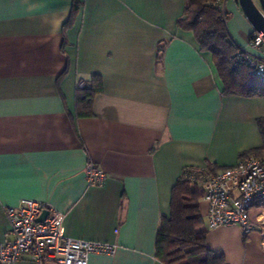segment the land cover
Listing matches in <instances>:
<instances>
[{
  "label": "crops",
  "instance_id": "obj_1",
  "mask_svg": "<svg viewBox=\"0 0 264 264\" xmlns=\"http://www.w3.org/2000/svg\"><path fill=\"white\" fill-rule=\"evenodd\" d=\"M186 5L0 0V242L13 237L6 208L27 198L63 212L66 236L116 246L89 264H163L157 232L184 169L231 167L263 146L264 97L224 94L212 53L178 26ZM220 6L240 52L264 63L240 5ZM95 75L103 90L78 116V86ZM89 163L104 184L90 183ZM199 206L210 250L226 264H264L261 230L209 229L208 202Z\"/></svg>",
  "mask_w": 264,
  "mask_h": 264
},
{
  "label": "built area",
  "instance_id": "obj_2",
  "mask_svg": "<svg viewBox=\"0 0 264 264\" xmlns=\"http://www.w3.org/2000/svg\"><path fill=\"white\" fill-rule=\"evenodd\" d=\"M250 43L263 49V33L254 31ZM247 58L251 72L264 78V63ZM86 174L92 184L102 185L107 179L93 163L87 165ZM203 187L209 229L239 226L246 235L255 230L264 235V156L242 158L231 167L208 173ZM253 208L259 209L256 221L251 219ZM45 211L48 214L38 221ZM6 213L13 237L0 242V264H17L26 255L40 264H89L92 253L115 252L113 244L66 236L65 214L49 202L24 198L6 208Z\"/></svg>",
  "mask_w": 264,
  "mask_h": 264
},
{
  "label": "trees",
  "instance_id": "obj_3",
  "mask_svg": "<svg viewBox=\"0 0 264 264\" xmlns=\"http://www.w3.org/2000/svg\"><path fill=\"white\" fill-rule=\"evenodd\" d=\"M220 1L187 0L185 14L178 20V26L193 31L201 48L212 53L224 94L264 97V78L251 72L247 55L240 52L229 32L227 13ZM102 90L100 76L80 82L76 93L78 116L91 115L94 97ZM263 124L264 119H261L264 137ZM260 150H264V144L241 157L246 158ZM216 170L212 163H208L206 169L187 167L173 186L171 211L162 217L156 237V256L163 264H226L223 253L214 252L206 245L207 232L199 206L204 178Z\"/></svg>",
  "mask_w": 264,
  "mask_h": 264
},
{
  "label": "water",
  "instance_id": "obj_4",
  "mask_svg": "<svg viewBox=\"0 0 264 264\" xmlns=\"http://www.w3.org/2000/svg\"><path fill=\"white\" fill-rule=\"evenodd\" d=\"M239 5L248 21L253 26L256 32L263 33L264 35V0H235ZM48 214L45 211L43 215L38 219L42 221L43 218Z\"/></svg>",
  "mask_w": 264,
  "mask_h": 264
},
{
  "label": "rangeland",
  "instance_id": "obj_5",
  "mask_svg": "<svg viewBox=\"0 0 264 264\" xmlns=\"http://www.w3.org/2000/svg\"><path fill=\"white\" fill-rule=\"evenodd\" d=\"M257 3H258V0H255ZM259 4V3H258ZM255 210H253V212H254ZM252 213V212H251Z\"/></svg>",
  "mask_w": 264,
  "mask_h": 264
}]
</instances>
